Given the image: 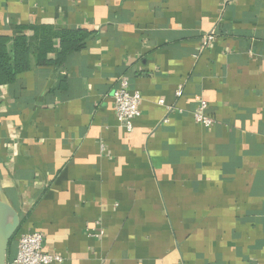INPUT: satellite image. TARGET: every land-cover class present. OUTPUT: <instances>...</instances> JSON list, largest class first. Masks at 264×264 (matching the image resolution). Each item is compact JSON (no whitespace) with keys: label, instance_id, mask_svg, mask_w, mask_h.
I'll return each instance as SVG.
<instances>
[{"label":"crops","instance_id":"1","mask_svg":"<svg viewBox=\"0 0 264 264\" xmlns=\"http://www.w3.org/2000/svg\"><path fill=\"white\" fill-rule=\"evenodd\" d=\"M0 37L29 49L0 84L19 236L62 264H264V0H0Z\"/></svg>","mask_w":264,"mask_h":264},{"label":"built area","instance_id":"2","mask_svg":"<svg viewBox=\"0 0 264 264\" xmlns=\"http://www.w3.org/2000/svg\"><path fill=\"white\" fill-rule=\"evenodd\" d=\"M215 39L213 34H206L203 37L201 51H204ZM182 92L178 91L177 96ZM114 112L120 125L128 131L133 130L134 121L141 117L142 98L138 92L130 90V82L121 78L119 86L114 93ZM163 102H161L162 104ZM208 104L202 101L194 112V119L197 124L204 128H211L215 120L207 113ZM167 122V121H166ZM103 235L100 232L97 237ZM44 235L40 232L21 235L17 241V255L13 264H62L64 258L57 254H48L44 251Z\"/></svg>","mask_w":264,"mask_h":264},{"label":"trees","instance_id":"3","mask_svg":"<svg viewBox=\"0 0 264 264\" xmlns=\"http://www.w3.org/2000/svg\"><path fill=\"white\" fill-rule=\"evenodd\" d=\"M16 42V44H12L11 40L0 37V84L13 82L19 73L29 69L30 61L27 41L25 38H22ZM68 48L70 50V47ZM66 49L67 47H65ZM19 237L17 234L12 239L9 249L18 241Z\"/></svg>","mask_w":264,"mask_h":264},{"label":"water","instance_id":"4","mask_svg":"<svg viewBox=\"0 0 264 264\" xmlns=\"http://www.w3.org/2000/svg\"><path fill=\"white\" fill-rule=\"evenodd\" d=\"M20 226V215L0 183V264H8L9 247L12 239L18 234Z\"/></svg>","mask_w":264,"mask_h":264}]
</instances>
